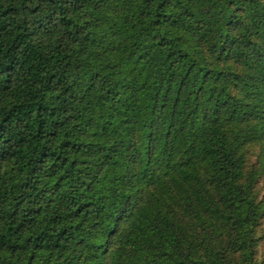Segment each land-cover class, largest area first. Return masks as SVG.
Listing matches in <instances>:
<instances>
[{
    "label": "trees",
    "instance_id": "trees-1",
    "mask_svg": "<svg viewBox=\"0 0 264 264\" xmlns=\"http://www.w3.org/2000/svg\"><path fill=\"white\" fill-rule=\"evenodd\" d=\"M258 143L264 0H0V264H264Z\"/></svg>",
    "mask_w": 264,
    "mask_h": 264
},
{
    "label": "rangeland",
    "instance_id": "rangeland-1",
    "mask_svg": "<svg viewBox=\"0 0 264 264\" xmlns=\"http://www.w3.org/2000/svg\"><path fill=\"white\" fill-rule=\"evenodd\" d=\"M249 163L250 165L253 164L254 167L258 166L261 168L257 189L260 195H264V143L255 144L250 148Z\"/></svg>",
    "mask_w": 264,
    "mask_h": 264
}]
</instances>
